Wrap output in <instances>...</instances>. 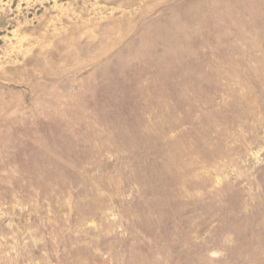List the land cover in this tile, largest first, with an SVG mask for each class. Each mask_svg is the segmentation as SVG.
I'll return each mask as SVG.
<instances>
[{"label":"rangeland","instance_id":"1","mask_svg":"<svg viewBox=\"0 0 264 264\" xmlns=\"http://www.w3.org/2000/svg\"><path fill=\"white\" fill-rule=\"evenodd\" d=\"M0 264H264V0H0Z\"/></svg>","mask_w":264,"mask_h":264}]
</instances>
